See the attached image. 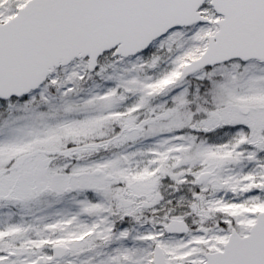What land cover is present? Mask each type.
<instances>
[{
    "label": "snow or ice",
    "instance_id": "obj_1",
    "mask_svg": "<svg viewBox=\"0 0 264 264\" xmlns=\"http://www.w3.org/2000/svg\"><path fill=\"white\" fill-rule=\"evenodd\" d=\"M0 264H264V0H0Z\"/></svg>",
    "mask_w": 264,
    "mask_h": 264
}]
</instances>
